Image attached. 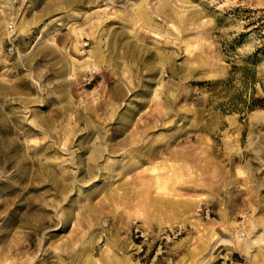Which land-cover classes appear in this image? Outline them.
<instances>
[{
  "label": "rangeland",
  "instance_id": "obj_1",
  "mask_svg": "<svg viewBox=\"0 0 264 264\" xmlns=\"http://www.w3.org/2000/svg\"><path fill=\"white\" fill-rule=\"evenodd\" d=\"M0 264H264V0H0Z\"/></svg>",
  "mask_w": 264,
  "mask_h": 264
},
{
  "label": "built area",
  "instance_id": "obj_2",
  "mask_svg": "<svg viewBox=\"0 0 264 264\" xmlns=\"http://www.w3.org/2000/svg\"><path fill=\"white\" fill-rule=\"evenodd\" d=\"M136 236H138V234H136Z\"/></svg>",
  "mask_w": 264,
  "mask_h": 264
},
{
  "label": "bare ground",
  "instance_id": "obj_3",
  "mask_svg": "<svg viewBox=\"0 0 264 264\" xmlns=\"http://www.w3.org/2000/svg\"><path fill=\"white\" fill-rule=\"evenodd\" d=\"M117 87V86H116ZM151 116V115H150Z\"/></svg>",
  "mask_w": 264,
  "mask_h": 264
}]
</instances>
